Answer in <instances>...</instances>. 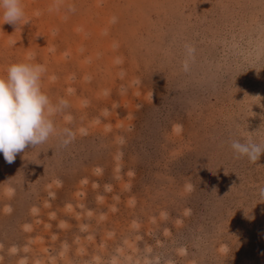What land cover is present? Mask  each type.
Listing matches in <instances>:
<instances>
[{
	"label": "rangeland",
	"instance_id": "obj_1",
	"mask_svg": "<svg viewBox=\"0 0 264 264\" xmlns=\"http://www.w3.org/2000/svg\"><path fill=\"white\" fill-rule=\"evenodd\" d=\"M22 4L0 75L42 64L69 106L0 153V264H264V154L230 147L264 143V0Z\"/></svg>",
	"mask_w": 264,
	"mask_h": 264
},
{
	"label": "clouds",
	"instance_id": "obj_2",
	"mask_svg": "<svg viewBox=\"0 0 264 264\" xmlns=\"http://www.w3.org/2000/svg\"><path fill=\"white\" fill-rule=\"evenodd\" d=\"M24 17L22 0H0L3 24L17 27ZM185 51L182 69L188 72L195 47L186 43ZM45 72L42 64L20 61L9 65L6 74L0 75V153L9 164L28 146L34 148L56 134L53 117L69 106L64 98L53 104L42 90ZM66 119L70 121L71 117ZM61 134L65 137L62 141L65 146L75 139V132L70 128H64ZM230 147L237 158L247 157L251 163L259 161L264 154V143H256L251 137L232 140ZM260 195L264 197V188L260 189Z\"/></svg>",
	"mask_w": 264,
	"mask_h": 264
}]
</instances>
